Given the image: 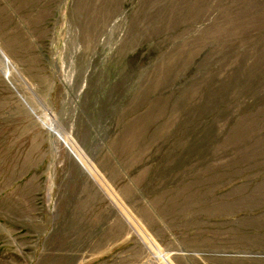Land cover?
Masks as SVG:
<instances>
[{"label":"rangeland","instance_id":"1","mask_svg":"<svg viewBox=\"0 0 264 264\" xmlns=\"http://www.w3.org/2000/svg\"><path fill=\"white\" fill-rule=\"evenodd\" d=\"M0 264H264V0H0Z\"/></svg>","mask_w":264,"mask_h":264}]
</instances>
